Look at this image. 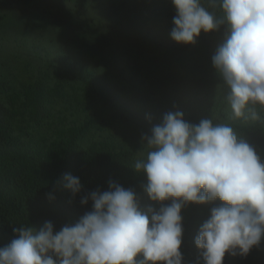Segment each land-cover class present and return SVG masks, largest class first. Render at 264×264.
<instances>
[{
  "label": "trees",
  "instance_id": "obj_1",
  "mask_svg": "<svg viewBox=\"0 0 264 264\" xmlns=\"http://www.w3.org/2000/svg\"><path fill=\"white\" fill-rule=\"evenodd\" d=\"M175 15L172 0H0V248L14 228L75 224L92 210L81 200L109 181L134 190L141 211L159 210L134 164L168 112L230 124L264 162V109L254 106L259 120L253 106L235 118L212 64L227 26L178 43ZM65 174L79 178V193L58 184ZM220 203L182 208V264H204L195 238ZM223 264H264V237Z\"/></svg>",
  "mask_w": 264,
  "mask_h": 264
},
{
  "label": "clouds",
  "instance_id": "obj_2",
  "mask_svg": "<svg viewBox=\"0 0 264 264\" xmlns=\"http://www.w3.org/2000/svg\"><path fill=\"white\" fill-rule=\"evenodd\" d=\"M176 9L170 33L178 43L195 44L201 32L227 26L212 64L229 89L235 118L254 106L264 109V0H172ZM209 8L219 9V15ZM148 151L134 169L147 176L145 191L159 210L139 208L136 193L109 181V190L82 200L92 210L72 225L53 231L14 228L0 248V264H182V208L221 203L210 210L195 238L204 264H223L226 253L246 257L264 237V162L247 140L227 123L204 118L193 124L181 111L168 112L142 138ZM63 188L73 195L79 178L65 174ZM170 201V203H165ZM55 257V258H54Z\"/></svg>",
  "mask_w": 264,
  "mask_h": 264
}]
</instances>
